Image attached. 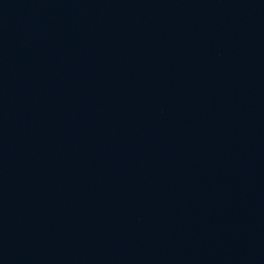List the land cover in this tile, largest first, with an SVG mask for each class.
<instances>
[{"label": "water", "instance_id": "1", "mask_svg": "<svg viewBox=\"0 0 264 264\" xmlns=\"http://www.w3.org/2000/svg\"><path fill=\"white\" fill-rule=\"evenodd\" d=\"M0 264H264V0H0Z\"/></svg>", "mask_w": 264, "mask_h": 264}]
</instances>
